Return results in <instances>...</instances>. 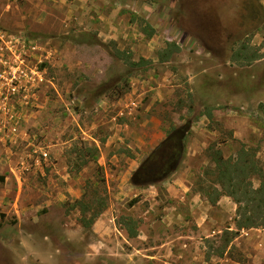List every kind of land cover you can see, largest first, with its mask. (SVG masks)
I'll return each mask as SVG.
<instances>
[{
	"label": "rangeland",
	"instance_id": "obj_1",
	"mask_svg": "<svg viewBox=\"0 0 264 264\" xmlns=\"http://www.w3.org/2000/svg\"><path fill=\"white\" fill-rule=\"evenodd\" d=\"M231 6L0 0V48L26 74L0 97V264H264V227L237 230L234 200L207 199L216 149L246 145L264 168V0ZM174 130V168L138 174Z\"/></svg>",
	"mask_w": 264,
	"mask_h": 264
},
{
	"label": "trees",
	"instance_id": "obj_2",
	"mask_svg": "<svg viewBox=\"0 0 264 264\" xmlns=\"http://www.w3.org/2000/svg\"><path fill=\"white\" fill-rule=\"evenodd\" d=\"M151 33L152 32H150V34ZM248 49L247 47H243L236 53L238 55L242 54V58L246 60L256 59L257 52L251 53ZM177 50H179V47L176 44H168V47L159 54L160 60L166 61L170 54ZM138 63L139 62H135L133 64L138 65ZM259 108L264 112L263 102L259 104ZM209 117H211V115ZM81 151L83 160L80 165L82 166L90 161L86 159V157L95 158L98 147L86 144L82 147ZM213 153L214 156H212V158H214V161H219L220 164L211 172L209 171V173L215 175V179L212 180V183L219 185L220 188L211 185V190L207 193L208 201L211 204H215L221 195L230 196L237 204L235 217L237 230L260 226L264 227V168L257 158L256 151H253L252 148L246 145H242L237 152L236 158L228 157L225 159L222 151L219 149H216ZM254 177L259 180V186L257 187L253 184ZM202 189L205 188L202 187ZM99 199L100 198L96 196L93 202ZM133 201H137V198ZM78 203L81 204L84 213L87 209L89 210L92 205V203H83L82 200ZM97 203L98 208L93 212L91 220L86 222L85 218L83 219L85 221L84 225H90L103 211L105 205L104 200L101 199ZM132 235H137L135 229L132 230ZM227 241L229 242L230 238H228Z\"/></svg>",
	"mask_w": 264,
	"mask_h": 264
},
{
	"label": "flooded vegetation",
	"instance_id": "obj_3",
	"mask_svg": "<svg viewBox=\"0 0 264 264\" xmlns=\"http://www.w3.org/2000/svg\"><path fill=\"white\" fill-rule=\"evenodd\" d=\"M209 11L207 14L210 16V11H214L216 9V5H228L232 2H234V6H231V8L235 9L237 11V8L240 10L242 8V2L243 0H206ZM210 24L215 25L214 22H210ZM237 39V38H235ZM178 134V135H177ZM177 135V138H176ZM185 135L184 132L178 133V131L174 130L173 134H170L165 138V140L162 142L163 150L161 153L154 155L147 158L137 171L139 173H143L146 175L147 179L150 180H158L162 175H164L166 172H168L171 168H174V166L178 163L180 157H181V150H182V139Z\"/></svg>",
	"mask_w": 264,
	"mask_h": 264
},
{
	"label": "built area",
	"instance_id": "obj_4",
	"mask_svg": "<svg viewBox=\"0 0 264 264\" xmlns=\"http://www.w3.org/2000/svg\"><path fill=\"white\" fill-rule=\"evenodd\" d=\"M5 47L6 51L5 48H0V97L5 93L2 91L3 86L8 93H15L22 87L20 76L22 74L26 76L21 69L23 60L20 58L18 48L11 45V41Z\"/></svg>",
	"mask_w": 264,
	"mask_h": 264
}]
</instances>
